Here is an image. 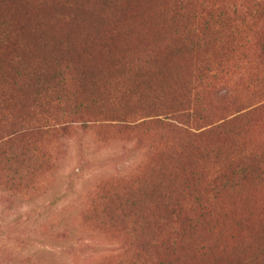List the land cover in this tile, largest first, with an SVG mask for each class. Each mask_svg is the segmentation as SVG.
Instances as JSON below:
<instances>
[{
    "label": "rangeland",
    "instance_id": "rangeland-1",
    "mask_svg": "<svg viewBox=\"0 0 264 264\" xmlns=\"http://www.w3.org/2000/svg\"><path fill=\"white\" fill-rule=\"evenodd\" d=\"M4 1L24 70L60 54L101 98L118 68L180 55L164 77L143 75L147 105L161 98L175 116L139 118L129 93L136 125H98L108 145L64 139L37 202L0 194V264H264V0ZM73 205L80 220L54 229ZM241 238L249 257L236 254Z\"/></svg>",
    "mask_w": 264,
    "mask_h": 264
},
{
    "label": "trees",
    "instance_id": "trees-1",
    "mask_svg": "<svg viewBox=\"0 0 264 264\" xmlns=\"http://www.w3.org/2000/svg\"><path fill=\"white\" fill-rule=\"evenodd\" d=\"M104 1L108 4L110 0ZM4 5L5 1L0 0V194L9 201L35 203L54 187L64 158L60 153L64 139L72 136L82 139L91 134L99 144L108 145L107 137L92 134L98 125L108 122L117 129L136 125L138 121H133L126 111H122L128 106L129 93L134 94L136 105L141 106L139 118L176 115L175 111L162 108L161 98H154L147 105L145 91L152 89L143 75H150L151 79L164 77L167 72L163 62L179 56L178 50H171L172 55L156 58V63L162 67L154 63L148 69L152 60L145 54L143 61L138 63H143L147 70L137 71L136 63L129 72L118 68L115 73L119 79H125V84L119 86V79L112 77L114 82L108 83V87L113 93L101 98L95 94L96 86H86L89 82H85V71L71 73L72 63L60 54L52 53V61L44 62L36 69L24 70L20 56L13 54L15 22L3 14ZM42 46V42L35 45L38 49ZM43 50L45 48L39 52ZM134 180L131 187L137 184ZM72 207L74 211L67 217L56 215L52 218L54 229H62L70 220H80L76 205ZM228 220L238 229L254 230L235 217ZM73 231L79 230L74 227ZM80 233L93 238L92 232ZM97 238L100 237L97 235ZM71 239L72 236L66 241ZM251 244L241 238L235 248L237 256L249 257L253 252Z\"/></svg>",
    "mask_w": 264,
    "mask_h": 264
}]
</instances>
